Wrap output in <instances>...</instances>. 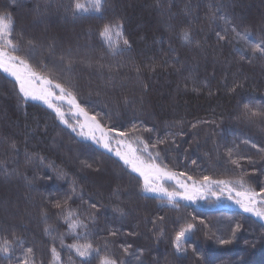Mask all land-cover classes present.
<instances>
[{
  "label": "trees",
  "instance_id": "1",
  "mask_svg": "<svg viewBox=\"0 0 264 264\" xmlns=\"http://www.w3.org/2000/svg\"><path fill=\"white\" fill-rule=\"evenodd\" d=\"M76 2L0 0V14L14 20L10 39L33 69L70 84L77 104L106 131H126L124 138L149 144L159 167L195 182L243 178L259 193L264 112L250 119L243 113L246 103L254 112L264 109V55L232 28L264 40V0H106L102 13L88 8L74 17ZM116 22L130 47L110 56L100 32ZM184 30L198 47L181 41ZM217 32L226 39L218 40ZM62 56L75 61L70 71ZM158 140L164 142L152 148ZM49 164L66 177L57 178ZM141 189L140 178L78 140L47 108L24 101L0 73V246L8 241L11 248L7 256L0 253V264H102L105 258L117 264H264V225L255 218L183 202L172 207ZM65 210L88 226L86 238L83 228H69ZM189 224L193 230L178 256L175 237ZM84 243L93 245L88 257L71 247Z\"/></svg>",
  "mask_w": 264,
  "mask_h": 264
},
{
  "label": "snow or ice",
  "instance_id": "2",
  "mask_svg": "<svg viewBox=\"0 0 264 264\" xmlns=\"http://www.w3.org/2000/svg\"><path fill=\"white\" fill-rule=\"evenodd\" d=\"M106 0H89V5L81 4L77 2L74 4V7L72 9L73 15L75 17L76 13L81 11H87L90 7L91 10L95 11L96 13H102L105 8ZM216 13L212 14V19H216ZM219 19L225 20L227 23H230V21L227 20L225 16H220ZM14 31V20L11 15L7 13L0 14V70H2L4 73L8 74L11 77H14L16 84L19 87V95L23 97L24 101H27L29 99L33 101H41L45 105H47L48 108L52 109L57 117L60 119L61 123H66L63 113L59 107H55L53 105V95L56 90L59 91V95L56 96V99L59 100H65L67 99V102L72 105L73 108L77 110V112L84 117L85 123H82L80 125L81 129L85 127H89V130L92 132L91 139L99 144L103 142V146L108 149V151H112V148L110 147L109 143V134L104 131L103 128L99 125V123L96 122V119L94 116L90 117L88 113L80 107L79 104H77L76 99L73 95V92L71 90L72 86L70 84L64 83L62 80L59 82H54L52 79L47 78L46 76H43L40 74V72L33 69L31 64L29 63L30 57H25L20 55V48L17 46V44L13 43V41L10 39L12 33ZM227 30H225L226 33ZM232 31L236 33L237 37L245 40L249 46L251 47L252 51L254 53L259 52L261 55H264V40H261L260 42H256L251 39V34L247 30L244 32H237L236 28L233 27ZM115 35L116 37L123 39V26L119 23H110L104 26L103 30L100 32V37L105 42V44L108 45L109 50L114 54H123L124 52L128 51L130 45L126 39L123 40L124 47H119L118 45H114L112 41V37ZM218 40L223 41L226 39V34H221L220 32L216 33ZM181 41L189 46H192L195 44L197 47L199 46L198 41H194L191 37L188 30H184L180 34ZM29 45H33L34 42L29 40ZM238 54H240L241 59H247L243 54L237 50ZM66 59V66L64 68V71H70L71 65L75 62L71 57H61V60L64 61ZM103 67V66H101ZM154 70V69H153ZM139 72V69H137ZM125 104L128 103V100L125 99ZM244 113L243 116L245 118H251L256 117L260 115L262 112H264V109H258L257 111H252V106L250 104H244ZM90 122V123H89ZM193 127L195 128L196 125L193 124ZM133 130H136V126L133 125ZM75 131V129H73ZM100 133V139H98L95 135V132ZM146 131H151L150 129H146ZM80 135H86L83 131L80 132ZM117 136L120 137H128L129 133L126 131H117ZM140 144H143V149L134 148L130 143H127L126 140H118L116 141L118 148L115 151V155L119 157L120 160L123 161L124 165L128 166L132 172L139 174L140 177L143 178V187L141 189L142 195L148 194V193H155L158 196L166 197L169 201V203L172 205V207H176V205L173 203L174 199L181 195L180 193L168 191L167 188L157 183L159 180L164 179H174L175 173L170 172L167 170L166 167H159L155 160L152 162H147L142 158L143 153H148L149 156H151V153L149 152L150 145L145 143L143 140H140L139 137H137ZM163 140H158L155 143L151 144L152 148L156 147V144L163 143ZM245 143H248V141H244ZM253 147H256L255 144L252 145ZM11 149H15L16 145L12 143L10 145ZM139 153V154H138ZM158 155V153H157ZM229 155H231V150H229ZM29 161L33 160V156L27 157ZM40 163L44 164V158L40 157ZM233 163H237L235 160H233ZM53 169V171L57 172V178H65L66 173H64L62 170L57 171L55 166L52 164L48 165ZM86 167H92L91 164H86ZM5 173L7 174V170L5 169ZM180 175H183L181 173ZM191 179V177H189ZM204 183L200 185V187L207 188L212 183H216L218 185H224L228 188L229 191V199H234V197L231 195L233 188L229 185L228 182L220 180V181H212L208 176L203 177ZM179 183V182H178ZM239 185V188L236 189L235 192V202L240 205L241 208L245 212H250L256 217H258L261 220H264V211H260L256 208L257 203L264 204V188L260 189V192H256L254 189L248 187L246 185V182L241 178L240 180L235 182ZM195 187V184H194ZM72 191L75 193L77 191V188L75 186V182H73L72 185ZM119 189L114 191V195H118ZM182 199L186 200H192L193 196L188 193L187 187L185 186V193L181 196ZM259 198V200H258ZM66 203V201H65ZM61 203L57 202L55 204V207L61 208ZM92 208H98L99 206L95 203H90L89 205ZM114 211L118 212L121 216L126 215V213L119 208L114 209ZM76 216V213L72 210H65L64 219L68 223L70 229L75 228H83L85 230V238L87 235L88 226L86 224L79 223V220H73V217ZM160 220H163V217L159 218ZM90 220L94 222L95 217H90ZM153 224H156V221H153ZM192 225L189 224L187 228L177 233L175 237V243L174 247L176 250V254L182 255L181 250V241L187 238V234L192 232ZM49 232V228H45V233L47 234ZM111 235H116V232H111ZM134 234V233H133ZM160 235H163V232L160 233ZM222 243H230V241H222ZM71 247L75 248L77 254L80 257H88L91 255L93 251V245L92 243H84L82 245H72ZM130 247V246H128ZM128 247L124 248V252L128 253ZM11 251V248L8 246V241H5L4 246H0V253H3L4 255H8V253ZM33 251L32 248H27L26 252L28 254H31ZM53 251L54 258L56 257L55 249ZM142 254V250H141ZM24 264H28V260L26 259L24 261ZM102 264H117L115 260H110L105 258L102 261ZM120 264H126V262L121 261Z\"/></svg>",
  "mask_w": 264,
  "mask_h": 264
},
{
  "label": "rangeland",
  "instance_id": "3",
  "mask_svg": "<svg viewBox=\"0 0 264 264\" xmlns=\"http://www.w3.org/2000/svg\"><path fill=\"white\" fill-rule=\"evenodd\" d=\"M85 4L89 5V0H86ZM124 39H126V36L124 33H123V39H120V38L116 37L115 35H113V37H112L113 44L118 45L121 48L124 47V44H123ZM101 41L104 44V46H105L106 50L108 51V53L110 54V56H119L120 55V54L114 55L109 50L108 45L105 44V42L102 40V38H101ZM0 73H2L4 76L9 78L10 80H12L16 84L14 77L9 76L8 74L4 73L2 70H0ZM16 86H17V89L19 91V87L17 84H16ZM58 95H59V92L56 90L54 92V97H56ZM27 101L39 104V105L47 108L56 116V118L60 122V119L57 117L56 113L52 109L48 108L47 105H45L41 101H33L31 99H29ZM52 102H53V105L55 107H59L63 113V116H64L66 123L60 122V124L62 126L66 127L78 140L88 142L91 145L98 148L99 150H101L102 152L105 151L108 153V149L103 146V142L97 144L91 139L92 132L89 130V127H85L83 129H81L80 125L82 123H85L84 117L81 116L77 111H75V109L69 103H65L59 99H57V100L53 99ZM90 117H92V116H90ZM73 129H75V131H73ZM81 131L86 133V135H83V136L80 135ZM104 131L109 134L110 147L112 148V152H114V153L118 148L116 141L122 140V139L126 140L127 143H130L134 148L143 149V144H140L139 141L137 142V141H133V140H128L124 137L117 136L116 133L108 132L105 129H104ZM95 135L98 139L101 138L100 133L98 131L95 132ZM142 158L147 162H152V154H151V156H149L148 153H143ZM126 168L130 171V168L128 166H126ZM137 175L139 176V174H137ZM139 178L141 179V185L143 187V178L140 176H139ZM157 183H159L160 185L167 188L168 191H173V192H177V193L181 194V195H178L174 199L173 203L183 202V203H187V204H191L193 206H196L197 208L203 207V208H207V209L236 210V211H239L243 214L249 215L251 217L253 216L252 213L245 212L243 210V208H241L240 205L235 202V198H236L235 192H236V189L239 188V185L236 184L235 182H228L229 185L232 186V188H233L231 195L234 197V199L228 198L229 197V191H228V188L225 187L224 185H218L216 183H212L207 188H203V187H200V185L203 184L204 181L195 182V181L183 178L177 174H175L174 179L159 180V181H157ZM194 184H195V187H194ZM185 186L187 187L188 193L193 196L192 200H186V199L181 198V196L185 193ZM197 188H198V190H197ZM145 195L155 197L157 199L163 200L167 204H170L166 197L158 196L155 193H148ZM258 200H259V198H258ZM256 208L260 211H264V204H261L258 202L256 205ZM184 240L181 241V246H182V243Z\"/></svg>",
  "mask_w": 264,
  "mask_h": 264
},
{
  "label": "bare ground",
  "instance_id": "4",
  "mask_svg": "<svg viewBox=\"0 0 264 264\" xmlns=\"http://www.w3.org/2000/svg\"><path fill=\"white\" fill-rule=\"evenodd\" d=\"M57 91H58V90H57ZM58 92H59V91H58ZM53 99L57 100V99L54 97V95H53ZM61 101L65 102V103H68V102H67V99H65V100H61ZM70 105H71V104H70ZM71 106H72V105H71ZM74 109H75V108H74ZM75 111H77V110L75 109ZM104 153H106L107 155H109L110 157H112L113 159H115V160H116L117 162H119L123 167L126 168V165H124V163H122L123 161L121 160L122 162H120V161L116 158L117 156L115 155L114 152H112V151H111V152L108 151V153H107V152L104 151ZM112 154L115 155L116 157H114ZM118 158H119V157H118ZM130 173L133 174L134 176L138 177L137 175L134 174V172L131 171V169H130ZM136 174H137V173H136ZM138 178H139V177H138ZM197 190H198V188H197ZM262 224H263V223H262Z\"/></svg>",
  "mask_w": 264,
  "mask_h": 264
},
{
  "label": "water",
  "instance_id": "5",
  "mask_svg": "<svg viewBox=\"0 0 264 264\" xmlns=\"http://www.w3.org/2000/svg\"><path fill=\"white\" fill-rule=\"evenodd\" d=\"M102 128V127H101ZM113 155V154H112ZM114 157H116L115 155H113ZM120 162H122L118 157H116ZM123 163V162H122ZM135 175H137L136 173H134ZM138 176V175H137ZM139 177V176H138ZM253 218H255L256 220H258L259 222H261V223H263L264 224V221L263 220H261V219H259L258 217H256V216H252Z\"/></svg>",
  "mask_w": 264,
  "mask_h": 264
}]
</instances>
